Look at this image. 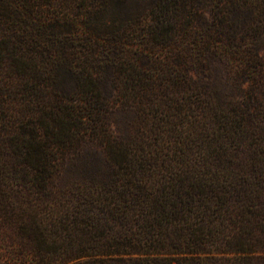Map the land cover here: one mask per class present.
I'll return each mask as SVG.
<instances>
[{
  "label": "trees",
  "instance_id": "trees-1",
  "mask_svg": "<svg viewBox=\"0 0 264 264\" xmlns=\"http://www.w3.org/2000/svg\"><path fill=\"white\" fill-rule=\"evenodd\" d=\"M110 1L0 0V264H264V0L245 65L185 0L80 38Z\"/></svg>",
  "mask_w": 264,
  "mask_h": 264
},
{
  "label": "rangeland",
  "instance_id": "rangeland-1",
  "mask_svg": "<svg viewBox=\"0 0 264 264\" xmlns=\"http://www.w3.org/2000/svg\"><path fill=\"white\" fill-rule=\"evenodd\" d=\"M158 1L159 0H111L104 12L92 14L93 18L91 19V22H93L92 25L94 26V29L93 26L89 29L90 25L85 24L88 19L84 17V24L80 31V38L89 36L93 39L97 38V35H100V38L98 39L101 41L106 35H113V33L117 31L119 33H124L126 31H131L134 28L135 30H138L139 33H143V24L147 18V14ZM185 1L193 9V14L189 18L188 29H186L187 33L190 34L189 38L191 42L194 41L195 36L203 34L205 37H208L210 32H217L218 36L215 38L217 43L234 54L232 57L234 63L232 65H245L248 63L250 60V12H247L246 10L229 12V4L232 0H221V9L223 12L219 15V19L215 20V28L210 30L206 26V23L203 22L201 11H199V9L205 11L206 15L209 18H212L210 15L212 14L211 12L220 8V5H216V0ZM77 2L79 1H76V4ZM80 4L78 3L79 7L76 8V13L78 14L81 12ZM239 53L243 54L242 58L240 55L238 56ZM262 54H264V50L262 51ZM227 68L228 74L225 73V78L229 77L231 80L233 71H231V67ZM119 121L121 126H125L126 122L124 114L119 115ZM66 173H68L66 174L67 176L77 175L80 173V170L73 169Z\"/></svg>",
  "mask_w": 264,
  "mask_h": 264
}]
</instances>
